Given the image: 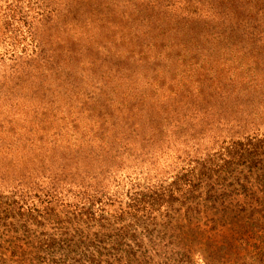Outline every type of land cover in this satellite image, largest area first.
<instances>
[{
  "label": "trees",
  "instance_id": "obj_1",
  "mask_svg": "<svg viewBox=\"0 0 264 264\" xmlns=\"http://www.w3.org/2000/svg\"><path fill=\"white\" fill-rule=\"evenodd\" d=\"M250 155L264 0H0V222L136 225Z\"/></svg>",
  "mask_w": 264,
  "mask_h": 264
},
{
  "label": "rangeland",
  "instance_id": "obj_2",
  "mask_svg": "<svg viewBox=\"0 0 264 264\" xmlns=\"http://www.w3.org/2000/svg\"><path fill=\"white\" fill-rule=\"evenodd\" d=\"M182 199L113 228L1 221L0 264H264V155L233 163Z\"/></svg>",
  "mask_w": 264,
  "mask_h": 264
}]
</instances>
